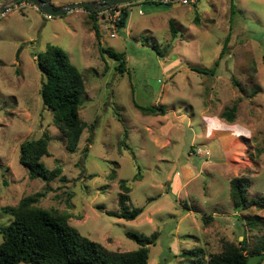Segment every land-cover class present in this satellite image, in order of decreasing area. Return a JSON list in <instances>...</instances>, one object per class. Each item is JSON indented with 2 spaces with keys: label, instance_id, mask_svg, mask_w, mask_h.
Listing matches in <instances>:
<instances>
[{
  "label": "rangeland",
  "instance_id": "rangeland-1",
  "mask_svg": "<svg viewBox=\"0 0 264 264\" xmlns=\"http://www.w3.org/2000/svg\"><path fill=\"white\" fill-rule=\"evenodd\" d=\"M96 1L51 0L56 8ZM234 2L231 19V0L140 1L130 5L127 29L116 37L99 19L100 40L85 9L48 19L26 7L1 18L0 228L14 221L3 207L40 194L34 206L68 215L71 226L113 251L138 248L128 231L157 234L149 264H195L183 254L192 249H202L206 262L227 240L246 238L253 247L264 234V210L237 213L230 180L246 176L249 197L264 196V0ZM51 45L68 52L85 80L80 116L87 127L74 153L41 96L37 58ZM101 49L124 52V70ZM135 102L166 112L145 114ZM235 103L230 122L221 114ZM45 133L50 154L43 161L62 170L50 182L30 179L20 163L21 144ZM121 179L131 188L128 204L144 208L135 220L108 213L119 210ZM247 215L262 225L251 229Z\"/></svg>",
  "mask_w": 264,
  "mask_h": 264
},
{
  "label": "trees",
  "instance_id": "trees-1",
  "mask_svg": "<svg viewBox=\"0 0 264 264\" xmlns=\"http://www.w3.org/2000/svg\"><path fill=\"white\" fill-rule=\"evenodd\" d=\"M137 2L140 1L122 6L118 30L126 29L130 17V5ZM145 2L163 4L153 0H145ZM171 4L172 2L167 5ZM195 6L198 7L197 4ZM87 10L95 12L90 8ZM236 13L237 5L234 0H231V19H234ZM89 16L93 20L95 34L100 40L97 18L92 14ZM170 27L175 37L176 27L173 20L170 21ZM229 41L230 35L223 43L220 57L228 51ZM101 50L119 62L118 70H124L126 64L124 52ZM159 53L162 54V52ZM37 61L43 74L41 88L43 103L53 113L55 125L66 138V149L74 153L87 127V123L80 116L83 95L86 91L84 77L72 63L68 52L60 46L51 45L39 54ZM218 61L210 69V74H214ZM193 70L204 74L209 73L196 67H193ZM235 85L239 86V83L235 81ZM135 106L145 114L158 115L166 112L164 107L143 106L136 102ZM237 110L238 103H235L227 107L221 115L226 120L234 122ZM49 142L50 137L45 133L38 139L27 140L21 144L20 163L27 169L30 179L39 178L50 182L61 175L60 167L50 169L43 161V157L50 154ZM126 148L129 149L127 146ZM262 151L259 150V153ZM139 176L140 174L137 173L134 180H138ZM62 179L65 178L62 177ZM120 187L122 192L119 194V210L108 213L121 219L135 220L143 213L144 208L131 207L128 204L131 188L126 179L120 180ZM248 189L249 179L246 176H236L230 180V196L237 213L248 211L253 207L264 210V196L250 198ZM39 196L40 194L30 195L21 199L17 205L2 208L4 212L13 216L14 221L7 227L0 228L2 234L0 264H149L150 247L156 242L157 234L145 236L128 231L127 237L135 241L138 248L124 252L113 251L71 226L68 215L34 206ZM204 220L207 222L211 220V217L206 216ZM243 220L245 218L242 219L244 224ZM245 224L254 229L262 225V220L258 216L253 218L247 215ZM245 233L244 230L243 236ZM183 254L188 258L196 259L195 264H261L264 259V234L257 237L253 247L248 244L246 238L238 243L227 240L223 244V250L211 256L206 262L202 261L205 256L202 249L188 250ZM253 256L258 257L254 263L251 261Z\"/></svg>",
  "mask_w": 264,
  "mask_h": 264
},
{
  "label": "built area",
  "instance_id": "built-area-1",
  "mask_svg": "<svg viewBox=\"0 0 264 264\" xmlns=\"http://www.w3.org/2000/svg\"><path fill=\"white\" fill-rule=\"evenodd\" d=\"M179 2L180 4H190V3H195L196 0H153V2H162L163 4H169V3H173V2ZM26 7H32L37 9L36 5L33 4L30 1H26V0H20L17 1L16 3H13L9 6H6L3 10H0V19L11 14L12 12L22 9V8H26ZM121 8L122 5H114L108 8H104V9H99V10H92L95 12H90L87 9H85L89 15L92 14L97 18V22L99 21V19L101 21L106 22V25H103L104 29H108L110 30V36L111 37H116L117 36V30H118V24L119 21L121 19ZM45 16L48 19H52V16L45 14ZM99 23V22H98ZM101 23V22H100ZM100 28H101V24H99Z\"/></svg>",
  "mask_w": 264,
  "mask_h": 264
},
{
  "label": "water",
  "instance_id": "water-1",
  "mask_svg": "<svg viewBox=\"0 0 264 264\" xmlns=\"http://www.w3.org/2000/svg\"><path fill=\"white\" fill-rule=\"evenodd\" d=\"M7 1L8 2H4L0 4V10H3L6 6L16 3L17 1L20 0H7ZM26 1L32 2L33 4L36 5L37 8H39L43 13L47 15H50L52 17H61L75 8H80V9L90 8L92 10H99L114 5L130 4L132 2L145 1V0H101L96 2L69 4L58 8H56L52 4L51 0H26Z\"/></svg>",
  "mask_w": 264,
  "mask_h": 264
},
{
  "label": "crops",
  "instance_id": "crops-1",
  "mask_svg": "<svg viewBox=\"0 0 264 264\" xmlns=\"http://www.w3.org/2000/svg\"><path fill=\"white\" fill-rule=\"evenodd\" d=\"M130 10H131V7H130ZM129 22H130V17H129V20H128V24H129ZM128 24H127V26H128ZM126 29H127V27H126ZM126 29H124V30H126ZM102 35H103V33L101 32V37H103Z\"/></svg>",
  "mask_w": 264,
  "mask_h": 264
},
{
  "label": "clouds",
  "instance_id": "clouds-1",
  "mask_svg": "<svg viewBox=\"0 0 264 264\" xmlns=\"http://www.w3.org/2000/svg\"><path fill=\"white\" fill-rule=\"evenodd\" d=\"M53 18V17H52Z\"/></svg>",
  "mask_w": 264,
  "mask_h": 264
}]
</instances>
